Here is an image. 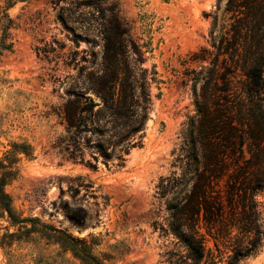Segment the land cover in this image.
I'll use <instances>...</instances> for the list:
<instances>
[{"label":"rangeland","instance_id":"374dc122","mask_svg":"<svg viewBox=\"0 0 264 264\" xmlns=\"http://www.w3.org/2000/svg\"><path fill=\"white\" fill-rule=\"evenodd\" d=\"M226 2L15 0L7 11L13 21L7 42L12 47L0 52V162L15 171L5 191L23 217L96 244L93 253L103 264H171L185 254L168 231L166 198L156 186L176 170L181 134L195 114L197 74L210 61L193 57L201 50L212 52V17L217 14L219 25L224 23ZM116 22L131 43L121 50L141 53L142 68L153 79L151 105L141 147L130 150L120 168L111 159L107 167L99 160L96 170H90L61 154L70 98L66 90L74 83L97 103L99 98L86 91L88 74L96 81L103 69L115 67L117 85L126 78V56H118L116 65L105 61L117 48ZM6 24L0 21V38ZM135 59L139 57L133 55ZM228 81L233 93L245 97L246 77L240 70ZM258 201L264 210V196ZM225 258L218 264H225ZM0 264L82 262L52 240L0 219ZM245 264H264V245Z\"/></svg>","mask_w":264,"mask_h":264},{"label":"trees","instance_id":"16d2710c","mask_svg":"<svg viewBox=\"0 0 264 264\" xmlns=\"http://www.w3.org/2000/svg\"><path fill=\"white\" fill-rule=\"evenodd\" d=\"M0 2V21L7 23L0 38L1 52L12 47L7 42L13 21L7 11L15 0ZM224 13L222 25L217 14L212 17V52L201 50L193 57L210 61L197 74L201 78L199 89L197 81L193 87L195 114L181 134L176 170L156 186L158 195L166 198L168 231L185 249L171 264H218L224 254L225 264H245L264 245V210L258 201L264 196V100L260 98L264 94V0H227ZM113 30L117 48L105 61L116 65L118 56H126L130 62L126 78L117 85L115 67L103 69L95 75L96 81H91L94 74H88L86 91L99 98L97 103L76 90L74 83L66 90L70 98L63 117L61 154L90 170H96L99 160L107 167L111 159L120 168L130 150L141 147L151 105L153 79L142 68L141 53L121 50L131 44L122 23L116 22ZM133 55L139 59L133 60ZM234 70L246 77L245 97L230 89L228 76ZM15 178L11 166L0 162V219L52 240L82 264H103L93 253L96 244L42 225L38 218L23 217L5 191Z\"/></svg>","mask_w":264,"mask_h":264}]
</instances>
